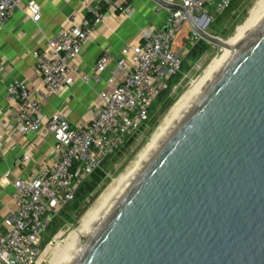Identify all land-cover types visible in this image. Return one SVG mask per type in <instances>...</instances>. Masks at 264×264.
<instances>
[{"label": "water", "instance_id": "1", "mask_svg": "<svg viewBox=\"0 0 264 264\" xmlns=\"http://www.w3.org/2000/svg\"><path fill=\"white\" fill-rule=\"evenodd\" d=\"M230 50L69 264H264V13Z\"/></svg>", "mask_w": 264, "mask_h": 264}, {"label": "built area", "instance_id": "2", "mask_svg": "<svg viewBox=\"0 0 264 264\" xmlns=\"http://www.w3.org/2000/svg\"><path fill=\"white\" fill-rule=\"evenodd\" d=\"M162 1L183 10H168L167 31L142 33L117 59L103 50L90 72L83 73L79 59L98 27L112 16L133 14L130 7L113 0H91L84 5L87 15L72 14L34 52L40 87L23 82L7 87L6 99L14 111L10 121L0 124V148L7 140L29 134L40 140L51 138L54 144L49 161L37 173L12 185V207L5 217V232L0 234V264H37L46 233L74 202L83 182L149 122L153 105L181 72L187 50L178 48L177 40L183 27L189 26L187 16L196 24L206 9L222 15L232 4V0ZM18 10L31 23L40 22L41 11L34 2L0 0V33ZM198 40L192 37L189 46ZM77 82L94 92L84 122L71 125L64 110L44 113L45 103ZM30 159L31 149H27L17 164L24 167Z\"/></svg>", "mask_w": 264, "mask_h": 264}, {"label": "crops", "instance_id": "3", "mask_svg": "<svg viewBox=\"0 0 264 264\" xmlns=\"http://www.w3.org/2000/svg\"><path fill=\"white\" fill-rule=\"evenodd\" d=\"M37 4L41 11L40 22L35 25L21 11L13 13L6 28L0 33V124L12 118L14 106L6 99V89L13 82H23L40 87L35 73L34 52L43 48L47 39L66 25L74 13L87 15L84 5L91 0H27ZM133 10L130 17L112 16L98 27L92 41L86 46L79 59V69L89 73L103 50H108L114 58L128 44L137 43L141 34L148 30H162L168 21V10L157 6L152 0H113ZM204 13H213L212 8ZM198 22V19H197ZM196 22V23H197ZM182 32L177 47L186 50L192 31ZM101 87L96 88L99 90ZM94 98V92L77 82L66 93L52 97L43 106L44 113L51 115L66 111L71 125L87 119L86 108ZM53 140H40L37 135L19 136L13 141H5L0 148V234L5 232V217L12 207L13 183L27 179L38 172L41 165L50 159ZM27 149H31V159L24 167L17 162Z\"/></svg>", "mask_w": 264, "mask_h": 264}, {"label": "rangeland", "instance_id": "4", "mask_svg": "<svg viewBox=\"0 0 264 264\" xmlns=\"http://www.w3.org/2000/svg\"><path fill=\"white\" fill-rule=\"evenodd\" d=\"M259 1L232 0L230 9L222 15L203 13L197 18L200 29L214 38L227 41L232 38L236 29L243 25L249 17L250 11ZM186 31V26H184L182 32ZM187 36L192 38L196 35L190 31ZM196 38L201 40L197 36ZM206 44L208 45L207 50L201 54L197 53L194 55L191 54L192 46H188L181 72L171 81V87L164 98L153 105L149 122L133 136L129 146L112 155L104 163L103 171L105 177L95 187L94 191L81 202L79 210L75 211L72 208L67 211L55 222L53 228L46 233L37 264H48L51 261L56 247L62 245L69 233L78 228L84 215L94 208L99 198L108 190L111 184L130 168L151 139L153 133L161 125L170 108L184 92L190 89L192 83L202 76L208 65L221 56L222 49L220 47L209 43Z\"/></svg>", "mask_w": 264, "mask_h": 264}, {"label": "bare ground", "instance_id": "5", "mask_svg": "<svg viewBox=\"0 0 264 264\" xmlns=\"http://www.w3.org/2000/svg\"><path fill=\"white\" fill-rule=\"evenodd\" d=\"M263 13L264 0H260L250 11L249 17L245 20L243 25L236 29L232 38L227 41L220 40L226 47L221 48V56L214 59L208 65L202 76L196 82L192 83L190 89L184 92L170 108L161 125L153 133L151 139L137 156L130 168L111 184L108 190L99 198L94 208L90 209L84 215L78 228L69 233L62 245H57L58 247H56L53 252L51 261L48 264H69L79 248L91 239L127 189L160 150L169 134L190 110L218 70L231 57L232 52L230 49L242 42L247 29L258 20ZM196 25L200 28L198 22Z\"/></svg>", "mask_w": 264, "mask_h": 264}, {"label": "trees", "instance_id": "6", "mask_svg": "<svg viewBox=\"0 0 264 264\" xmlns=\"http://www.w3.org/2000/svg\"><path fill=\"white\" fill-rule=\"evenodd\" d=\"M207 49H208V45L204 41L198 40V42L194 45V47L191 48V54H193V55L194 54H197V53L201 54V53H203ZM182 67H183V64H182ZM166 92H163L160 95V97L158 98V100L156 101V103L159 102L161 99L164 98V96L166 95ZM150 115H151V113H150ZM132 140H133V137L129 138V140L125 143L124 147L129 146V144L132 142ZM119 151H117V152H119ZM103 165H102V167L99 170H97L93 175H91L87 180H85L83 182V184L81 185V187L79 188V190H78V192L76 194V197H75L74 202L68 206V208L61 214V216L63 214H66L67 211H69L72 208L75 211H78L79 210V207H80L81 202H83V200H85V198L94 191L95 187L105 177V173L103 171ZM55 222L53 223V225L50 227V229L48 231H50L53 228Z\"/></svg>", "mask_w": 264, "mask_h": 264}]
</instances>
